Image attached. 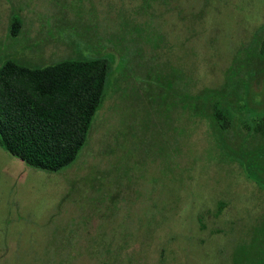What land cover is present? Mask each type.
<instances>
[{
    "label": "rangeland",
    "instance_id": "374dc122",
    "mask_svg": "<svg viewBox=\"0 0 264 264\" xmlns=\"http://www.w3.org/2000/svg\"><path fill=\"white\" fill-rule=\"evenodd\" d=\"M260 35L264 0H0V61L120 52L74 160L28 170L0 146V264L264 259V185L230 153L264 142L241 122L264 114L242 105Z\"/></svg>",
    "mask_w": 264,
    "mask_h": 264
},
{
    "label": "trees",
    "instance_id": "16d2710c",
    "mask_svg": "<svg viewBox=\"0 0 264 264\" xmlns=\"http://www.w3.org/2000/svg\"><path fill=\"white\" fill-rule=\"evenodd\" d=\"M20 23L19 17L10 18L11 34L18 32ZM107 67L106 58H67L45 64L2 60L0 145L36 167L57 170L70 163L87 139L105 96L110 82L109 78L103 87ZM219 103L225 110L216 106ZM212 108L214 118L224 125L233 116L222 99H215ZM259 119L247 126L264 125V114Z\"/></svg>",
    "mask_w": 264,
    "mask_h": 264
},
{
    "label": "flooded vegetation",
    "instance_id": "af4514ba",
    "mask_svg": "<svg viewBox=\"0 0 264 264\" xmlns=\"http://www.w3.org/2000/svg\"><path fill=\"white\" fill-rule=\"evenodd\" d=\"M257 38V37H256ZM260 38V46H259V51L257 52L258 56L263 58L264 56V49L263 47L261 46V42H262V38H264L263 35H260L259 36ZM258 38V39H259ZM91 51L88 49V50H84L83 54L84 55H88V53H90ZM93 52V51H92ZM94 53V52H93ZM100 53H101V50L98 52V54H94V55H89L91 57H87V56H67V57H61V59H67V58H104V57H101L100 56ZM6 55V54H4ZM6 58H13V59H16L15 57L13 56H9V55H6L5 58L2 56V59L0 62H2V60L6 59ZM17 60V59H16ZM60 60V59H58ZM19 61V60H18ZM57 61V60H55ZM25 63V62H24ZM254 69H255V63H254ZM253 71V70H251ZM252 73V72H251ZM247 74L249 75L250 72L247 71ZM250 78V77H249ZM245 89V93H244V97H243V102L246 106L247 109L249 110H253L254 108L252 107L253 106H256L258 105V107L256 108V110H253V111H259V112H264V91L260 92V93H254L252 94V96L249 97V84H248V81L246 80V87L244 88ZM224 101V100H223ZM228 104V106L230 107V109L232 110L233 114H234V111L232 109V107L229 105L228 102H226ZM237 106V104H236ZM258 120V121H257ZM255 123H258L260 122V119H257ZM242 124H244V126L250 131V130H257L258 132H264V125L263 124H260L261 126L260 127H257L256 128H253V126H250L248 127L247 124L248 123H245L243 121H241ZM251 123V122H250ZM249 123V124H250ZM223 126H227V124H223L221 123V127ZM89 132V131H88ZM264 134V133H262ZM88 136V135H87ZM86 142V140H85ZM84 142V143H85ZM242 143V142H241ZM84 145V144H83ZM82 145V146H83ZM1 146V145H0ZM230 146V145H229ZM244 148L243 150L242 147L239 149L234 147V150L232 152H230L231 154L235 155L240 161H241V164L243 165L244 167V170L250 175V174H253L256 176V179L257 181H259L261 184L264 185V142H260L257 146H252V148L250 149L246 143H244ZM2 147V146H1ZM3 148V147H2ZM82 148V147H81ZM4 149V148H3ZM245 149V150H244ZM6 150V149H4ZM7 151V150H6ZM8 153H10L9 151H7ZM12 154V153H10ZM12 155H15V154H12ZM17 156V155H16ZM19 157V156H18ZM20 158V157H19ZM21 159V158H20ZM22 161L25 163L26 167L27 165L28 166H31V167H35V168H39V169H43V170H49V171H56V170H51V169H44V168H40V167H36L34 165H31L29 163H26L23 159ZM28 170L29 167H27ZM60 169V168H59ZM58 170V169H57ZM255 179V180H256ZM259 263H262L264 264V259H260L259 261H256L254 264H259Z\"/></svg>",
    "mask_w": 264,
    "mask_h": 264
},
{
    "label": "water",
    "instance_id": "95a60500",
    "mask_svg": "<svg viewBox=\"0 0 264 264\" xmlns=\"http://www.w3.org/2000/svg\"><path fill=\"white\" fill-rule=\"evenodd\" d=\"M101 57H104L108 61V67L106 69L105 75H104V83L103 87L105 88L107 86V82L109 79L110 72L116 68L119 60H120V52L116 48H107L103 52L100 53ZM254 177H256L254 175Z\"/></svg>",
    "mask_w": 264,
    "mask_h": 264
}]
</instances>
